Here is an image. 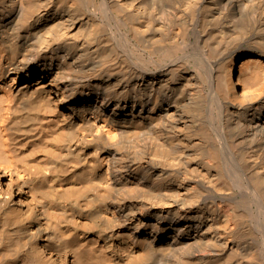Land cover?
Masks as SVG:
<instances>
[{
  "label": "bare ground",
  "instance_id": "1",
  "mask_svg": "<svg viewBox=\"0 0 264 264\" xmlns=\"http://www.w3.org/2000/svg\"><path fill=\"white\" fill-rule=\"evenodd\" d=\"M0 264H264V0H0Z\"/></svg>",
  "mask_w": 264,
  "mask_h": 264
}]
</instances>
